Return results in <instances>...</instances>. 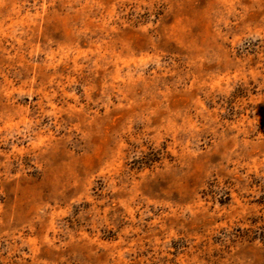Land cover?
<instances>
[{
    "label": "rangeland",
    "instance_id": "374dc122",
    "mask_svg": "<svg viewBox=\"0 0 264 264\" xmlns=\"http://www.w3.org/2000/svg\"><path fill=\"white\" fill-rule=\"evenodd\" d=\"M0 264H264V0H0Z\"/></svg>",
    "mask_w": 264,
    "mask_h": 264
}]
</instances>
